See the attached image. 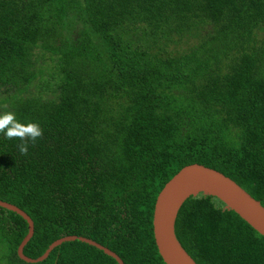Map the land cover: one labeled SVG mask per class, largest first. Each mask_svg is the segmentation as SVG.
Listing matches in <instances>:
<instances>
[{"label": "trees", "instance_id": "16d2710c", "mask_svg": "<svg viewBox=\"0 0 264 264\" xmlns=\"http://www.w3.org/2000/svg\"><path fill=\"white\" fill-rule=\"evenodd\" d=\"M4 112L42 129L0 133V199L34 221L27 256L78 235L166 264L154 206L185 165L264 206V0H0ZM28 226L0 206V264H119L78 239L27 262ZM176 233L198 264H264V236L217 197H189Z\"/></svg>", "mask_w": 264, "mask_h": 264}, {"label": "water", "instance_id": "95a60500", "mask_svg": "<svg viewBox=\"0 0 264 264\" xmlns=\"http://www.w3.org/2000/svg\"><path fill=\"white\" fill-rule=\"evenodd\" d=\"M200 193L220 199L225 204L226 209L236 212L264 236V206L259 200L221 171L199 163L188 164L165 183L154 206L153 232L155 243L166 264H198L178 239L176 220L185 201ZM0 206L17 212L28 222L29 231L18 248L19 256L27 262L43 261L57 246L78 239L103 250L115 258L119 264H125L115 251L91 238L78 235L61 237L51 243L41 256L29 257L24 253V247L34 234L33 219L15 204L0 199Z\"/></svg>", "mask_w": 264, "mask_h": 264}, {"label": "clouds", "instance_id": "9594fccd", "mask_svg": "<svg viewBox=\"0 0 264 264\" xmlns=\"http://www.w3.org/2000/svg\"><path fill=\"white\" fill-rule=\"evenodd\" d=\"M0 133L5 138H19L21 141L29 139L35 141L42 135V129L36 123H22L18 121L12 112L0 113ZM22 154L27 152V144L20 145Z\"/></svg>", "mask_w": 264, "mask_h": 264}]
</instances>
